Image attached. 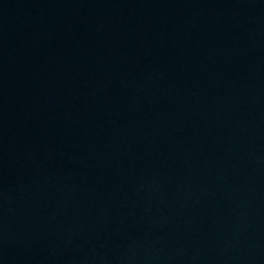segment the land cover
Instances as JSON below:
<instances>
[{"label": "water", "instance_id": "water-1", "mask_svg": "<svg viewBox=\"0 0 264 264\" xmlns=\"http://www.w3.org/2000/svg\"><path fill=\"white\" fill-rule=\"evenodd\" d=\"M0 264H264V0H0Z\"/></svg>", "mask_w": 264, "mask_h": 264}]
</instances>
